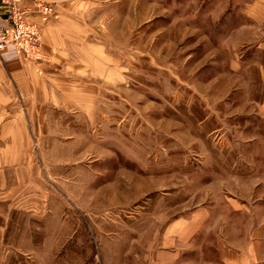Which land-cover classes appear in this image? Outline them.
Masks as SVG:
<instances>
[{"label": "rangeland", "instance_id": "374dc122", "mask_svg": "<svg viewBox=\"0 0 264 264\" xmlns=\"http://www.w3.org/2000/svg\"><path fill=\"white\" fill-rule=\"evenodd\" d=\"M51 1L45 24L61 19ZM99 3L92 28L119 80L99 82L93 113L53 115L46 202L0 216V264H162L177 246L166 238L172 222L202 207L213 226L222 217L225 246L247 239L231 234L241 226L264 229V85L255 57L244 74L229 69L264 29L214 44L154 0ZM206 240L190 264L217 261L218 239Z\"/></svg>", "mask_w": 264, "mask_h": 264}, {"label": "crops", "instance_id": "0c3cea01", "mask_svg": "<svg viewBox=\"0 0 264 264\" xmlns=\"http://www.w3.org/2000/svg\"><path fill=\"white\" fill-rule=\"evenodd\" d=\"M54 1L61 5L60 21L41 25L42 51L50 61H27L17 55L14 47L0 54V216L5 220L12 209L37 214L46 202L50 180L43 170L46 153L42 146L45 136L53 135V115L82 108L86 114L93 113L98 108L99 82L105 85L107 80L110 84L113 79L119 80L114 65L109 66L107 55H102L100 36L92 28L100 13L99 0ZM154 1L172 19L185 21L214 44L221 43L226 33L235 32L237 36L256 26V31L264 29V3L260 0H231L228 4L225 0ZM107 18L111 27L110 16ZM35 21L40 23L37 17ZM8 23L9 12L0 1V26ZM244 51L229 69L236 75L244 74L246 62L255 57L252 74L255 72L264 85V40ZM35 140L39 143L38 153L34 151ZM233 211L241 212L242 208L233 206ZM212 220V210L202 207L173 221L166 238H172L177 246L170 257H161L162 264H190L194 247L214 236L218 239L214 264H264V229L255 226L246 233L241 226L231 234L247 239L225 246L222 236H228L229 230L222 228V217L217 227ZM0 236L2 240L3 228Z\"/></svg>", "mask_w": 264, "mask_h": 264}, {"label": "built area", "instance_id": "2783aa9c", "mask_svg": "<svg viewBox=\"0 0 264 264\" xmlns=\"http://www.w3.org/2000/svg\"><path fill=\"white\" fill-rule=\"evenodd\" d=\"M9 12V23L0 26V54L14 47L18 56L40 62L43 58L41 25L56 17L51 0H0ZM39 18L40 23L35 21Z\"/></svg>", "mask_w": 264, "mask_h": 264}, {"label": "bare ground", "instance_id": "6f19581e", "mask_svg": "<svg viewBox=\"0 0 264 264\" xmlns=\"http://www.w3.org/2000/svg\"><path fill=\"white\" fill-rule=\"evenodd\" d=\"M43 44V43H42ZM34 62V61H33ZM41 62V61H40ZM37 63H39V62H37Z\"/></svg>", "mask_w": 264, "mask_h": 264}, {"label": "trees", "instance_id": "16d2710c", "mask_svg": "<svg viewBox=\"0 0 264 264\" xmlns=\"http://www.w3.org/2000/svg\"><path fill=\"white\" fill-rule=\"evenodd\" d=\"M7 236H8V232H7ZM8 238V237H7Z\"/></svg>", "mask_w": 264, "mask_h": 264}]
</instances>
